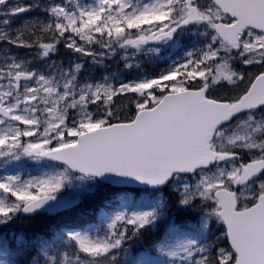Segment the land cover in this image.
<instances>
[{
  "label": "snow or ice",
  "instance_id": "snow-or-ice-1",
  "mask_svg": "<svg viewBox=\"0 0 264 264\" xmlns=\"http://www.w3.org/2000/svg\"><path fill=\"white\" fill-rule=\"evenodd\" d=\"M0 264H264V0H0Z\"/></svg>",
  "mask_w": 264,
  "mask_h": 264
},
{
  "label": "rangeland",
  "instance_id": "rangeland-1",
  "mask_svg": "<svg viewBox=\"0 0 264 264\" xmlns=\"http://www.w3.org/2000/svg\"><path fill=\"white\" fill-rule=\"evenodd\" d=\"M62 54H66V50H62ZM163 57L167 58L169 56H172L174 58H179V55H182L181 50L177 49H162L161 54ZM140 60L142 63V70H146L149 74L155 73L162 67H164V63L162 60H160L156 54L153 53H141L140 54ZM111 63V71L117 74H122L125 78H132L136 74V69L127 70L123 67L124 62L120 61L119 63H115L112 61H109ZM102 71V70H101ZM94 76H98L99 73L93 72Z\"/></svg>",
  "mask_w": 264,
  "mask_h": 264
},
{
  "label": "flooded vegetation",
  "instance_id": "flooded-vegetation-1",
  "mask_svg": "<svg viewBox=\"0 0 264 264\" xmlns=\"http://www.w3.org/2000/svg\"><path fill=\"white\" fill-rule=\"evenodd\" d=\"M66 54H61V56L60 57H57V58H64V56H65Z\"/></svg>",
  "mask_w": 264,
  "mask_h": 264
},
{
  "label": "trees",
  "instance_id": "trees-1",
  "mask_svg": "<svg viewBox=\"0 0 264 264\" xmlns=\"http://www.w3.org/2000/svg\"><path fill=\"white\" fill-rule=\"evenodd\" d=\"M14 227H16L18 229L19 227H21V225H15Z\"/></svg>",
  "mask_w": 264,
  "mask_h": 264
}]
</instances>
